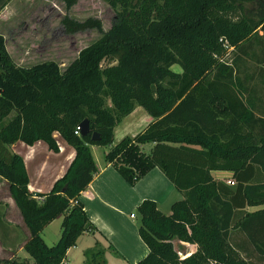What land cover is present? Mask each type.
<instances>
[{
	"label": "trees",
	"instance_id": "trees-1",
	"mask_svg": "<svg viewBox=\"0 0 264 264\" xmlns=\"http://www.w3.org/2000/svg\"><path fill=\"white\" fill-rule=\"evenodd\" d=\"M10 1L0 0V10ZM61 1L71 8L79 0ZM104 1L117 10L107 31L98 18L62 19L70 34L102 33L64 69L55 61L18 66L0 34V177L30 229L24 249L33 259L3 263L67 264L78 238L97 229L80 200L98 171L90 146L111 145L116 125L142 106L155 120L106 158L125 150L114 164L130 185L159 167L186 197L170 215L153 200L138 207L139 232L150 249L138 264H264V211L246 210L264 203V133L255 130L256 107L234 69L215 58L225 39L238 48L264 40V0ZM236 10L239 20L223 16ZM85 119L98 140L76 134ZM55 133L75 157L50 192L35 195L23 157L10 146L44 141L58 150ZM147 142L155 143L150 156L138 146ZM214 170L233 172L235 184L215 179ZM61 214V237L48 245L41 233ZM176 237L196 250L181 259ZM84 264H106L105 249L87 250Z\"/></svg>",
	"mask_w": 264,
	"mask_h": 264
},
{
	"label": "crops",
	"instance_id": "crops-1",
	"mask_svg": "<svg viewBox=\"0 0 264 264\" xmlns=\"http://www.w3.org/2000/svg\"><path fill=\"white\" fill-rule=\"evenodd\" d=\"M154 120L144 107L137 106L116 125L111 145L90 146L98 171L87 189L81 193L80 200L97 229L87 231L78 238L76 245L67 252V264H84L85 252L94 248L100 238L105 242L103 249L106 264H138L150 251L139 232L138 207L145 200H153L164 214L170 215L172 205L185 199V192L178 190L159 167L148 169L135 185H130L114 164L125 150L113 160L106 158L125 138H135ZM137 122L139 129L133 131ZM55 138L58 150L51 149L44 141L32 145L17 141L10 146L12 152L23 157L29 176L28 187L35 195L50 192L55 181L65 174L75 157L76 151L72 145L59 133H55ZM154 145V142L138 144L140 152L145 156L151 155ZM130 167L139 173L136 163H130ZM212 175L227 183L233 179L231 171L214 170ZM249 207L246 210L252 212L248 210ZM131 214H135V217ZM63 219L64 214L59 215L42 231V237L48 245L55 244L61 237ZM30 238V229L10 192V183L0 177V246H3L2 242L6 245L0 259L18 251L24 260L32 263L30 255L23 253ZM191 247L193 253L196 247L192 244Z\"/></svg>",
	"mask_w": 264,
	"mask_h": 264
},
{
	"label": "rangeland",
	"instance_id": "rangeland-1",
	"mask_svg": "<svg viewBox=\"0 0 264 264\" xmlns=\"http://www.w3.org/2000/svg\"><path fill=\"white\" fill-rule=\"evenodd\" d=\"M251 5L247 3L246 7L250 8ZM116 13L117 10L104 0H79L71 8H68L61 0H11L5 8L0 10V34L4 36L7 51L18 66L32 67L38 63L55 61L64 69L76 59L82 49L102 36L97 29L68 33L62 24L64 16L69 15L78 21L98 18L102 21L103 30L107 31ZM223 16L239 20L241 13L236 10ZM223 42L225 51L215 56L216 61L226 62L234 69L245 97L256 107L255 114L259 121L255 130L257 133H264V40L249 43L247 48L234 47L226 39ZM107 64V61L103 63L104 66ZM173 69L181 71L179 67ZM217 105L218 108L222 107L220 104ZM137 123L134 124L133 131L139 129V123ZM255 143H257L256 140L248 145ZM248 210L264 211V203L250 206ZM167 211L170 213L169 210ZM138 222H140L139 216ZM98 242L99 246H95V249L104 248V240L100 238ZM2 245L0 254L6 250L4 242ZM248 249L252 251L251 247ZM23 253L29 256L25 250ZM240 253L243 257H248L242 250ZM5 260L9 263L22 260L29 262L24 260L18 251L0 259V264H4Z\"/></svg>",
	"mask_w": 264,
	"mask_h": 264
},
{
	"label": "water",
	"instance_id": "water-1",
	"mask_svg": "<svg viewBox=\"0 0 264 264\" xmlns=\"http://www.w3.org/2000/svg\"><path fill=\"white\" fill-rule=\"evenodd\" d=\"M80 127L82 136L91 134V138L93 140H98L100 138V134L98 132L91 133L90 122L88 119L83 120V122L80 124ZM172 243L174 245V250L181 259H184L192 254V247L189 242L182 241L176 237L172 240Z\"/></svg>",
	"mask_w": 264,
	"mask_h": 264
},
{
	"label": "built area",
	"instance_id": "built-area-1",
	"mask_svg": "<svg viewBox=\"0 0 264 264\" xmlns=\"http://www.w3.org/2000/svg\"><path fill=\"white\" fill-rule=\"evenodd\" d=\"M76 134L81 135V127H80V126L77 127V129H76ZM229 183H230L231 185H234V184H235V181L232 179V180H229ZM131 216H132V217H135V214H131Z\"/></svg>",
	"mask_w": 264,
	"mask_h": 264
}]
</instances>
